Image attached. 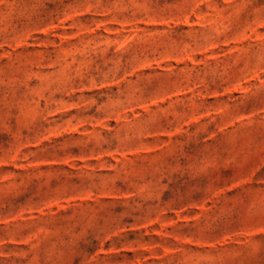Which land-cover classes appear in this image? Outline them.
Instances as JSON below:
<instances>
[{
  "label": "rangeland",
  "instance_id": "1",
  "mask_svg": "<svg viewBox=\"0 0 264 264\" xmlns=\"http://www.w3.org/2000/svg\"><path fill=\"white\" fill-rule=\"evenodd\" d=\"M0 264H264V0H0Z\"/></svg>",
  "mask_w": 264,
  "mask_h": 264
}]
</instances>
